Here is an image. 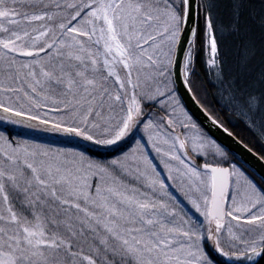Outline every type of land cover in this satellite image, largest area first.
I'll return each mask as SVG.
<instances>
[{
    "label": "snow or ice",
    "instance_id": "6c2138e0",
    "mask_svg": "<svg viewBox=\"0 0 264 264\" xmlns=\"http://www.w3.org/2000/svg\"><path fill=\"white\" fill-rule=\"evenodd\" d=\"M259 4L0 0V264H260Z\"/></svg>",
    "mask_w": 264,
    "mask_h": 264
},
{
    "label": "trees",
    "instance_id": "16d2710c",
    "mask_svg": "<svg viewBox=\"0 0 264 264\" xmlns=\"http://www.w3.org/2000/svg\"><path fill=\"white\" fill-rule=\"evenodd\" d=\"M254 7L257 11L261 9V5L259 4V0H253ZM255 43L257 46V53L252 61V75L256 76L260 73L262 69H264V64L261 63L262 57L260 52V32L258 29L255 30ZM235 40L231 36H226L223 41V48L226 53L234 54L235 51ZM194 79H196L199 83V96L196 97L197 99H200V104L212 115V116H218V108L219 106L216 104V96L214 95L215 89L210 85V73L206 74L205 72V66L201 62H197L196 64V74L194 76ZM201 97L203 99H201ZM221 122L223 121V117H220ZM196 122V121H195ZM230 128V131H232L230 125H225ZM247 142V141H245ZM258 177V176H257ZM259 178V177H258ZM260 264H264V259L260 260Z\"/></svg>",
    "mask_w": 264,
    "mask_h": 264
},
{
    "label": "water",
    "instance_id": "95a60500",
    "mask_svg": "<svg viewBox=\"0 0 264 264\" xmlns=\"http://www.w3.org/2000/svg\"><path fill=\"white\" fill-rule=\"evenodd\" d=\"M185 100L188 103V107L191 109V112L189 114L191 115L192 113H196L193 119L196 121V123L200 127L207 125L209 128H211L212 138L220 137V139L230 142L227 139L228 134L223 133L222 130H217L216 126H212L209 123L211 117L213 116L203 106L200 107V105H197L196 103H194V101L197 100L196 97H193L192 100H188V98L185 97ZM205 116H207L208 119H205L204 118ZM197 117H199V119H197ZM205 131H207V129H205ZM252 171L255 172L256 175L259 177L261 175L262 169H260L259 167H256V168H253Z\"/></svg>",
    "mask_w": 264,
    "mask_h": 264
},
{
    "label": "rangeland",
    "instance_id": "374dc122",
    "mask_svg": "<svg viewBox=\"0 0 264 264\" xmlns=\"http://www.w3.org/2000/svg\"><path fill=\"white\" fill-rule=\"evenodd\" d=\"M195 121V120H194ZM198 125V124H197ZM198 127H200L199 125H198ZM193 134H195V133H193ZM152 155H155V153H153ZM157 159H159V158H157ZM199 162V161H198ZM161 167H162V165H161Z\"/></svg>",
    "mask_w": 264,
    "mask_h": 264
}]
</instances>
